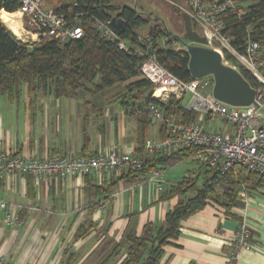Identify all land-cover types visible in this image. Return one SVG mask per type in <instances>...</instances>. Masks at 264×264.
I'll return each mask as SVG.
<instances>
[{"label":"crops","instance_id":"obj_1","mask_svg":"<svg viewBox=\"0 0 264 264\" xmlns=\"http://www.w3.org/2000/svg\"><path fill=\"white\" fill-rule=\"evenodd\" d=\"M41 102L39 127L34 114L28 124L25 106L21 120L11 112L0 114V152L37 159L135 153L137 102L126 109L116 100L49 92L42 93ZM150 121L146 139H160V122ZM165 170L155 178L134 179L122 170L39 181L9 175L0 181V197L20 223L10 227L0 222V255L11 264H120L125 235L141 236L147 224H161L179 199L164 197L167 191L193 172ZM245 191L246 201L240 195L238 206L228 212L210 201L182 221L179 236L163 248L159 264H225L242 223L251 232L253 248L242 250L237 264H264V185L249 183ZM117 245L121 248L114 255Z\"/></svg>","mask_w":264,"mask_h":264},{"label":"trees","instance_id":"obj_2","mask_svg":"<svg viewBox=\"0 0 264 264\" xmlns=\"http://www.w3.org/2000/svg\"><path fill=\"white\" fill-rule=\"evenodd\" d=\"M234 1L245 5V13L240 18L225 13L221 19L225 23L224 35L231 45L241 52L245 45L247 28H252L254 39L264 37V0ZM185 2L187 4V0ZM18 7L17 0H0V16L2 13H15ZM54 9L64 13L72 10L70 17L76 18V25L83 29L82 38L67 43L44 39L35 46H29L17 41L0 21V96L10 102L17 101L22 88L25 87L28 94L49 92L56 97L76 98L80 91L87 90V84L93 83L96 77H99L100 83L95 85V92L129 82L128 90H137L142 94L148 91L136 109L140 128L134 155L142 156L146 139L145 127L151 122L145 108L146 104L151 102L152 86L141 77L140 67L146 56L152 55L172 75L180 80L190 81L193 78L188 71L187 52L157 45V33L154 28L147 36L141 38L137 30L147 26L150 17H143L135 8H115L109 0H69L67 4ZM114 11L116 13L112 14ZM113 16L119 17L125 23V29L119 39L128 44L127 51L119 50L116 42L101 38L94 26L95 19L107 22ZM180 42L187 43L185 40ZM238 72L251 88H258L245 69L239 67ZM121 103L134 107V102L128 100ZM158 106L164 116H169L175 121L195 120V114L185 111L175 99ZM159 135L160 139L167 137L163 126L160 127ZM194 152V149L189 148L150 156L146 158L139 172L125 171L124 176L134 179L161 172L174 163L192 161ZM198 175L203 176V184L200 188L193 189ZM249 183L262 186L264 177L239 168L223 175L214 174L205 165L198 164L195 171L167 191L164 197L178 196L179 199L166 213L161 224H147L141 236L132 233L125 235L122 243L126 250L125 258L120 264H159L163 248L179 236L182 221L201 211L210 201L220 204L227 212L237 207L239 192ZM216 187L222 191V201L218 199ZM192 190L194 191L191 197L185 196ZM120 248L121 246L117 245L112 254L117 255L116 252Z\"/></svg>","mask_w":264,"mask_h":264},{"label":"built area","instance_id":"obj_3","mask_svg":"<svg viewBox=\"0 0 264 264\" xmlns=\"http://www.w3.org/2000/svg\"><path fill=\"white\" fill-rule=\"evenodd\" d=\"M17 2L18 10L9 13L19 19L18 22L14 21L17 32L10 31L20 43L35 46L44 39L67 43L82 38L83 29L76 25V18L71 19V9L67 13L44 9L40 0ZM225 13L240 18L245 13V5L234 0H187L183 14L188 16L192 29L206 40L205 47L220 56L223 65L237 72L241 67L251 75L258 88L250 87L255 91L250 105H226L212 96V77L180 80L162 67L154 56L148 55L140 67L141 77L152 86L151 102L146 104L145 109L152 121H159L166 129V138L146 139L142 156L109 151L87 157L51 156L37 159L0 152V181L13 174L39 181L110 170L139 172L150 156L189 148L195 150L192 161L205 165L214 174L223 175L239 168L264 177V37L254 39L249 27L243 50H236L224 35L225 23L221 16ZM108 23L94 20L100 37L116 42L119 50H129L128 44L119 39ZM183 45V51H186ZM170 99L177 100L185 111L195 114V120L175 121L164 116L158 104H166ZM184 101H187L186 106L182 104ZM218 122L225 126L215 127ZM157 176L158 173H153L151 177ZM245 192V188H242L240 195L246 201ZM0 222L10 227L20 223L17 217L8 212V204L1 197ZM251 248V232L242 223L228 246L225 264H237L240 252ZM0 264L11 263L0 255Z\"/></svg>","mask_w":264,"mask_h":264},{"label":"rangeland","instance_id":"obj_4","mask_svg":"<svg viewBox=\"0 0 264 264\" xmlns=\"http://www.w3.org/2000/svg\"><path fill=\"white\" fill-rule=\"evenodd\" d=\"M69 0H40V5L44 9H54L63 4H67ZM110 4L115 8L127 6L130 8H135L143 17H150L149 23L147 26L138 29L139 36L143 38L147 36V34L152 31L154 28L156 35V44L160 47L172 48L173 50H185L184 45L180 42L182 38L183 31V20L182 14L185 10V0H109ZM116 11L112 12L115 14ZM13 21L18 22L19 19L17 16L13 18ZM6 27V26H5ZM7 28V27H6ZM8 29V28H7ZM9 30V29H8ZM10 31V30H9ZM11 32V31H10ZM14 33L17 32V29L13 30ZM188 44H191L187 42ZM99 77L93 81V83L87 84V90L80 91L77 94L78 99H91L93 96L100 97V99H108V100H116L118 102L128 100L129 102L134 101L139 104L143 102V98L148 94V91H145L143 94L139 91H131L127 89V84L129 82L123 84H117L112 86L111 88L105 89L104 91L95 92V85L99 84ZM152 93V92H151ZM209 92H206L207 94ZM42 101V92L26 93L25 87L22 88V93L20 98L15 101L13 104L9 103L4 96H0V114L11 112L18 119H22L24 117V106L26 107V115L28 124L31 123V114H34L37 118L36 125L40 126L41 121V102ZM186 102L184 101L182 104L186 106ZM131 106L126 107L129 108ZM38 123V124H37ZM219 123V122H218ZM161 124V123H160ZM159 124V125H160ZM220 126H225L224 123H219ZM157 124H153L152 131L156 129ZM156 131V130H155ZM198 163L195 161H186L181 162L179 164H173L165 168V171L170 169L180 168L182 170L195 171ZM185 171V172H186ZM203 176L198 175L196 179L195 188H200L203 184ZM193 183V182H192ZM193 191L187 193L185 196L191 197L193 195ZM242 190L239 192V196ZM216 192L218 195V199L222 201V191L218 187H216ZM213 204H217L211 201Z\"/></svg>","mask_w":264,"mask_h":264},{"label":"water","instance_id":"obj_5","mask_svg":"<svg viewBox=\"0 0 264 264\" xmlns=\"http://www.w3.org/2000/svg\"><path fill=\"white\" fill-rule=\"evenodd\" d=\"M183 35L180 39L185 43L189 56L188 71L193 79L212 77V96L222 103L233 107H245L253 102L255 91L243 77L232 68L222 64L220 56L213 50L206 48V40L192 29L189 18L182 14ZM108 27L121 35L125 23L117 16L110 18Z\"/></svg>","mask_w":264,"mask_h":264},{"label":"bare ground","instance_id":"obj_6","mask_svg":"<svg viewBox=\"0 0 264 264\" xmlns=\"http://www.w3.org/2000/svg\"><path fill=\"white\" fill-rule=\"evenodd\" d=\"M16 15H11V14H7V13H2L0 16V21L2 24H4V26H6L9 30H15L16 26H15V22L13 21L12 18H14Z\"/></svg>","mask_w":264,"mask_h":264}]
</instances>
